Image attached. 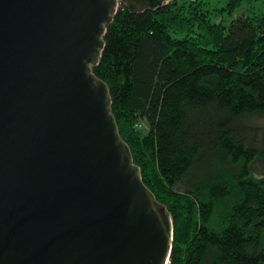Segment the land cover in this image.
I'll list each match as a JSON object with an SVG mask.
<instances>
[{
	"label": "water",
	"instance_id": "95a60500",
	"mask_svg": "<svg viewBox=\"0 0 264 264\" xmlns=\"http://www.w3.org/2000/svg\"><path fill=\"white\" fill-rule=\"evenodd\" d=\"M0 0V264H168L173 222L93 70L118 7Z\"/></svg>",
	"mask_w": 264,
	"mask_h": 264
},
{
	"label": "trees",
	"instance_id": "16d2710c",
	"mask_svg": "<svg viewBox=\"0 0 264 264\" xmlns=\"http://www.w3.org/2000/svg\"><path fill=\"white\" fill-rule=\"evenodd\" d=\"M228 0L118 7L94 72L144 182L173 222L168 264H264V12ZM142 123L147 129L141 130Z\"/></svg>",
	"mask_w": 264,
	"mask_h": 264
},
{
	"label": "rangeland",
	"instance_id": "374dc122",
	"mask_svg": "<svg viewBox=\"0 0 264 264\" xmlns=\"http://www.w3.org/2000/svg\"><path fill=\"white\" fill-rule=\"evenodd\" d=\"M204 7L208 8L211 12V17L213 20L223 21L225 24H229L231 18L249 12V7L246 4L241 5L233 14H229L226 10H219L220 7L226 5L228 0H204ZM254 11L258 13L264 12V0H259L254 2V6L252 8ZM258 122L260 125L264 127V117L259 118ZM147 129V125L142 123L141 130L144 132ZM255 175H264V160L259 161L257 169L254 171Z\"/></svg>",
	"mask_w": 264,
	"mask_h": 264
}]
</instances>
